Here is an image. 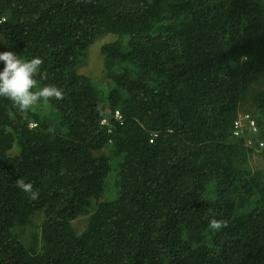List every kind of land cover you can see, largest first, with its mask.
Here are the masks:
<instances>
[{"label": "trees", "instance_id": "trees-1", "mask_svg": "<svg viewBox=\"0 0 264 264\" xmlns=\"http://www.w3.org/2000/svg\"><path fill=\"white\" fill-rule=\"evenodd\" d=\"M5 50L64 98L0 97V264H264V0H0Z\"/></svg>", "mask_w": 264, "mask_h": 264}, {"label": "clouds", "instance_id": "clouds-1", "mask_svg": "<svg viewBox=\"0 0 264 264\" xmlns=\"http://www.w3.org/2000/svg\"><path fill=\"white\" fill-rule=\"evenodd\" d=\"M0 61L3 62V70H0V97L10 100L13 106L20 112L26 113L41 101L47 103L50 100H62L63 90L55 85H38L37 77L46 79V73L41 72L44 61L39 56L30 59L21 58L12 51L0 52ZM16 187L21 189L31 200L38 198V192L33 191L31 183H26L24 178L16 180ZM225 221L212 218L209 228L219 230L226 227Z\"/></svg>", "mask_w": 264, "mask_h": 264}, {"label": "rangeland", "instance_id": "rangeland-1", "mask_svg": "<svg viewBox=\"0 0 264 264\" xmlns=\"http://www.w3.org/2000/svg\"><path fill=\"white\" fill-rule=\"evenodd\" d=\"M112 39L111 36H105L98 40L97 43L89 48L86 59L81 63L79 71L90 75L94 80H100L103 75L102 59L99 52V47L102 43L108 42ZM6 51V50H5ZM8 51V50H7ZM264 89V79L259 81L257 84L252 86V91ZM253 109V103L250 99V95L240 105V112H246L247 110ZM243 117V116H242ZM251 167L264 168V160L257 153H254L250 158Z\"/></svg>", "mask_w": 264, "mask_h": 264}, {"label": "built area", "instance_id": "built-area-1", "mask_svg": "<svg viewBox=\"0 0 264 264\" xmlns=\"http://www.w3.org/2000/svg\"><path fill=\"white\" fill-rule=\"evenodd\" d=\"M249 124H250V125H253V122H252V121H249ZM235 125L238 126V125H239V121H236V122H235Z\"/></svg>", "mask_w": 264, "mask_h": 264}]
</instances>
